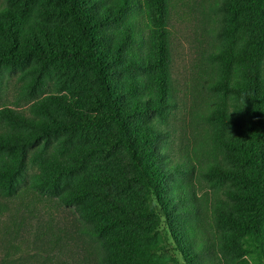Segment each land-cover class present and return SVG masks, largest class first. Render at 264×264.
Wrapping results in <instances>:
<instances>
[{"label":"rangeland","instance_id":"1","mask_svg":"<svg viewBox=\"0 0 264 264\" xmlns=\"http://www.w3.org/2000/svg\"><path fill=\"white\" fill-rule=\"evenodd\" d=\"M228 1H172L169 27L176 90L172 103L156 104L137 84L142 77L147 78L148 72L123 69L116 63L113 50L107 47L113 89L123 109L135 107L133 104L138 102L136 110L128 112L130 132L136 138L137 147L143 132L154 135V149L159 158L156 164L163 171L161 196L155 191L147 193L145 187L134 182L112 187L88 178L93 173L116 174L120 167L126 173L135 172L123 146L111 150L104 142L106 134L117 133L114 127L111 133L98 136L63 132L43 137L41 133L32 136L36 129L24 124L15 125L13 129L9 119L0 121L1 133L22 131L28 141L23 147L28 155L25 158L21 155L18 161L13 160L10 152H0V169L18 168L20 171L15 179V190L0 187V264H109V242L120 235L121 230L110 231L100 238L93 235L100 218L88 220L85 214L92 211V202L105 207L98 193H106L119 202H130L138 196L146 205L156 206L157 214L149 220L154 232L146 237L141 233L149 243L163 247L158 254L167 264H264L255 246L227 248L226 241L235 230L220 225L211 211L216 197L226 198L225 191L238 190V187L230 180L212 177L210 166L222 164L234 170L240 168L227 157L212 154L220 136H242L237 127L223 125L212 114V108L221 101L227 102L231 109L241 101L233 94H223L208 82L221 72L214 53L231 45L226 33ZM103 7L98 4L90 12L95 16L102 14ZM3 8L11 9L27 27L73 28L45 0H0V9ZM106 41L109 44V40ZM37 67L35 59L14 68L8 64L1 66L0 113L9 108L30 117L32 105L53 94L66 97L69 102L84 99L77 80L55 67H51L48 74H42V84H39ZM87 75L89 77L90 72ZM132 83L136 84L135 91L129 86ZM38 148L41 151L48 148V153L76 165L79 163L76 159H86V163L76 171L61 175L55 189L54 178L46 174L44 177L40 160L32 163ZM83 149L93 150L90 159L85 158ZM169 152L173 153L171 157ZM189 157L193 164L187 162ZM179 158L186 162L184 169L178 172L172 165ZM80 188L91 190L87 192V199L81 203L70 200V194ZM159 198L166 203V217L157 209ZM192 224L195 227L190 230ZM198 243L202 246L198 247Z\"/></svg>","mask_w":264,"mask_h":264},{"label":"trees","instance_id":"2","mask_svg":"<svg viewBox=\"0 0 264 264\" xmlns=\"http://www.w3.org/2000/svg\"><path fill=\"white\" fill-rule=\"evenodd\" d=\"M45 1L73 28L27 27L11 9H0V69L3 64L14 68L35 59L39 84H42V74H48L49 69L55 67L77 80L84 99L69 102L66 97L53 94L32 105V116L7 108L0 113V121L9 119L13 129L15 125L24 124L36 129L32 136L41 133L43 137L63 132L98 136L111 133L114 127L117 133L106 134L104 142L111 150L123 146L135 172L126 173L120 167L116 174L93 173L88 178L112 187L134 182L145 187L147 193L155 191L161 196L163 171L156 164L159 158L154 149V135L147 130L143 132L137 147L136 138L130 132L128 112L136 110L138 102L133 104L135 107L123 109L113 89L108 66L111 58L106 52L109 46L116 63L125 70L148 72L147 78L142 77L137 84L156 104L172 103L176 92L169 27L173 0ZM98 4L104 6L103 13L95 16L90 9ZM225 7L228 13L226 33L231 45L214 53L221 72L208 82L211 87L225 95L233 94L241 102L231 109L227 102L221 101L212 108V114L223 125L237 127L242 136H220L212 154L227 157L240 168L234 170L222 164L210 166L212 177L230 180L238 187V190L225 191L226 198L216 197L211 211L220 225L235 230L226 241L227 248L241 249L242 245L250 244L260 250L264 259V0H230ZM129 86L136 90V84ZM26 143V134L22 131L0 132V152H10L14 161L21 155L27 157L23 148ZM47 149H36L32 163L40 160L44 177L46 174L54 178L52 186L55 189L61 175L76 171L86 163V159H76L79 163L73 164L69 159L48 153ZM82 152L85 158H91L92 152L88 149ZM172 155L168 153L169 157ZM189 158L187 162L193 164ZM185 162L179 158L176 165H172L173 169L183 170ZM19 172L18 168L0 169V187L15 190ZM88 190L80 188L69 198L81 203L87 199ZM98 195L105 207L92 202V211L85 214L88 220L100 218L93 235L100 238L110 231L121 230L120 235L109 242V264H167L158 254L163 247L149 243L141 233L146 237L154 232L149 220L157 214L156 206L146 205L138 196L130 202H119L106 193ZM158 201L157 209L166 217V203L160 198ZM194 227L192 224L190 230ZM201 246L198 243V247Z\"/></svg>","mask_w":264,"mask_h":264}]
</instances>
